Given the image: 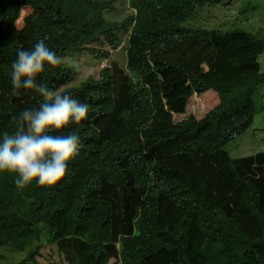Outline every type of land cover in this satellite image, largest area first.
I'll list each match as a JSON object with an SVG mask.
<instances>
[{"label":"trees","instance_id":"trees-1","mask_svg":"<svg viewBox=\"0 0 264 264\" xmlns=\"http://www.w3.org/2000/svg\"><path fill=\"white\" fill-rule=\"evenodd\" d=\"M115 1L0 0V139L42 102L34 90L13 93L11 66L25 50L15 24L20 8L37 12L29 25L34 44L47 38L58 57L85 50L108 59L104 45L114 49L115 31L126 27L104 16ZM127 1L137 14L124 66L111 61L77 84L65 61L43 71L39 83L88 103L89 115L55 130L80 138L56 185L18 189L14 174L0 173V246L27 249L22 263L35 262L43 224L67 264L111 257L119 264H264V150L231 158L223 149L264 110V34L186 23L197 7L221 0ZM238 5L243 21L258 20L264 8L258 0ZM151 73L169 84L188 80L187 95L211 89L218 101L201 118L151 129L171 123L143 86Z\"/></svg>","mask_w":264,"mask_h":264},{"label":"clouds","instance_id":"clouds-1","mask_svg":"<svg viewBox=\"0 0 264 264\" xmlns=\"http://www.w3.org/2000/svg\"><path fill=\"white\" fill-rule=\"evenodd\" d=\"M222 1L223 0L219 1L218 3ZM218 3L212 5H216ZM112 9L105 10L104 16L106 11ZM136 14V10L132 9V12L121 20H113L105 16L110 21L118 22V24L123 23L126 26L125 28L122 27L115 31V34L117 36V44L114 49H110V47L105 48L106 44L103 47L104 49L109 50L111 53L120 51L119 54L122 53L124 56L123 64L125 63L127 58L126 47L127 45L129 46V37L131 34V29L135 23L134 19ZM123 36H125V39L122 38ZM46 39L47 38L38 40L33 45L31 50H19L17 52V58L15 61H13L11 66V84L13 86V93L19 96L20 89L34 90L42 97V102L39 108L23 110L19 114V117L17 119V127L15 131L13 133L4 132L2 139H0V173L14 174L16 177L14 183L18 189H24L30 186L33 182H36L38 186L42 187L54 186L68 174V162L73 160L78 155L80 150V138L74 133L69 135H55V130L59 131L61 129H64L70 123L79 124L81 121L87 119L89 115L88 103L75 99L67 92L59 91L61 87L53 90L49 86H46L39 82L37 83V76L45 70V65H48V67L51 66V68H55L56 66L61 65V63L63 62L61 57H58L53 51L49 49V47L45 43ZM87 46L89 47V44H87ZM83 51L85 52V50ZM79 53H82V51H80ZM102 59L106 60L104 65L101 66L104 67L106 66V64H108V59ZM146 63L149 62L146 60ZM154 75L156 74L151 73L148 83L143 84V86H157L158 83L156 82V78L154 77ZM165 82H159L160 88L163 89L164 87H167L168 82ZM171 85L168 86L166 90H175V92H181V94H184L186 96V100H188V98L194 93L200 92L192 91L187 95L186 93L188 92L189 88L188 80L177 79L176 82ZM181 87L183 88V90L181 89ZM155 89L156 88H154V90ZM201 92L207 93L208 95H212V92L214 93V91L211 89L203 90ZM215 96L217 97L216 93ZM161 104L163 107H165L162 101ZM190 116H192L191 113H189V115L186 117ZM181 119L176 122L178 123ZM170 122L171 123H167L169 124L168 127L174 126L171 119ZM151 129L165 128L151 127ZM151 129L145 128L142 131ZM40 227L42 229V232H40L39 238L34 239L33 242V246H39L38 252L36 254L39 253V249L40 246H42V243H47L48 245H54L55 251L64 260L62 254L58 252L56 245L47 241L46 229L44 228L43 224H40ZM0 248L3 247L0 246ZM6 248L12 249V247L9 246H6ZM24 251L25 257L27 254V249L23 250V252ZM35 255L34 260L35 262H37L35 259ZM111 258H109L105 264H107ZM28 262L35 264L34 261H27L25 263ZM112 264L119 263H114L113 258Z\"/></svg>","mask_w":264,"mask_h":264},{"label":"rangeland","instance_id":"rangeland-1","mask_svg":"<svg viewBox=\"0 0 264 264\" xmlns=\"http://www.w3.org/2000/svg\"><path fill=\"white\" fill-rule=\"evenodd\" d=\"M240 0H223L216 5H205L197 8V16L189 18L187 24L204 26L209 28H219L226 29L232 27L234 24L240 25L247 30L254 32L258 37L264 34V8L260 11V17L258 20L249 19L243 21L241 19L242 13L239 12ZM259 4L264 6V0H258ZM237 4V5H236ZM132 12L130 8V2L127 0H116L114 3V8L112 10L106 11L105 16L113 20H121L128 14ZM36 11L29 7H22L19 11L18 17L16 19V29L18 30V35L24 45L25 50H31L34 43L30 39L29 25L32 18L36 15ZM125 39V36L122 37ZM108 48V45H105ZM118 52H113L107 60L109 64L111 61L117 63L120 66H124V56ZM62 61H65L67 65L75 67L77 70L76 81L72 84H77L82 81L87 76L97 77L99 69L105 63V59H94L90 54L82 51V53L73 54H60ZM261 66L264 70V52L260 55ZM48 65H45V69ZM43 73V72H42ZM40 73L37 76V83L40 81ZM157 86L153 87V97L156 100L162 101L164 108L166 110L165 115L173 121L175 125L179 119L186 117L189 113L193 117L200 118L205 112L217 102V97L215 92L212 95L207 93L199 92L191 95L188 100L186 96L181 94V92H175V90H166L168 88H160L159 82H165L156 75ZM167 83V82H165ZM154 88H156L154 90ZM183 90V88L181 87ZM174 92V93H173ZM171 93V94H169ZM261 94L264 98V87L261 89ZM208 101V103H207ZM185 108V110H184ZM169 124H153V128H167ZM223 149L228 153L231 158H236L243 155L252 154L256 151L264 149V110L255 113L252 116L251 124L249 127L237 137L231 139L227 142ZM177 161L181 162L182 157L177 158ZM0 248V264H22L21 260L25 255V251H19L16 249L6 248V246H1ZM35 259L39 264H66L62 257L55 251L54 245H48L47 243H42L40 246L39 253L35 255ZM113 258L109 260L107 264H112ZM24 264H33L31 262Z\"/></svg>","mask_w":264,"mask_h":264},{"label":"bare ground","instance_id":"bare-ground-1","mask_svg":"<svg viewBox=\"0 0 264 264\" xmlns=\"http://www.w3.org/2000/svg\"><path fill=\"white\" fill-rule=\"evenodd\" d=\"M225 213V212H224ZM158 218V217H157ZM150 219V218H149ZM152 222H153V220H152ZM231 222V221H230ZM224 224H225V222H224ZM220 225H221V223H220ZM222 229V228H221ZM239 229V228H238ZM159 231V230H158ZM234 231V230H233ZM153 234V233H152ZM161 234V233H160ZM225 234V233H224ZM153 237V236H152ZM155 237V236H154ZM240 237H241V234H240ZM155 239V238H154Z\"/></svg>","mask_w":264,"mask_h":264}]
</instances>
